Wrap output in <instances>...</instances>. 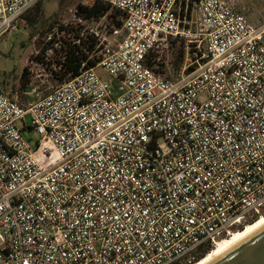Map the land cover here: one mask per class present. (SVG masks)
<instances>
[{
    "label": "built area",
    "instance_id": "1",
    "mask_svg": "<svg viewBox=\"0 0 264 264\" xmlns=\"http://www.w3.org/2000/svg\"><path fill=\"white\" fill-rule=\"evenodd\" d=\"M37 1L0 0V38ZM104 1L126 35L96 65L28 106L0 85V264H192L264 214L253 0ZM167 36L187 46L175 79L148 64Z\"/></svg>",
    "mask_w": 264,
    "mask_h": 264
},
{
    "label": "rangeland",
    "instance_id": "2",
    "mask_svg": "<svg viewBox=\"0 0 264 264\" xmlns=\"http://www.w3.org/2000/svg\"><path fill=\"white\" fill-rule=\"evenodd\" d=\"M94 1L40 0L39 6L36 2L23 14L17 29L6 32L0 38V85L7 93L28 106L40 95L56 89L68 78L63 77V70L56 62L61 55L60 42L47 48L50 35H63L59 30L62 25L81 26L84 31L108 41L111 47L125 37L123 27L115 26L116 21L123 18L120 12L115 16L104 15L97 18H84L78 14L80 3L91 4ZM41 7L44 14L39 23L34 24L33 20L38 17ZM246 10L255 21L264 20V0L251 1ZM116 29L119 32H115ZM186 50L184 40L167 36L151 52L150 58L156 61L153 68L164 77L177 78L187 56ZM25 68L27 70L24 74ZM98 70L108 76L101 67ZM24 120L26 126L23 119L18 124L31 145L36 147L40 135L30 128L33 125L32 115L26 114Z\"/></svg>",
    "mask_w": 264,
    "mask_h": 264
},
{
    "label": "trees",
    "instance_id": "3",
    "mask_svg": "<svg viewBox=\"0 0 264 264\" xmlns=\"http://www.w3.org/2000/svg\"><path fill=\"white\" fill-rule=\"evenodd\" d=\"M40 5V0L36 3ZM42 8V7H41ZM113 11V12H111ZM121 11L113 8L112 5L104 0H95L93 3H80L78 5V14L84 18H97L104 15L115 16L116 13ZM44 10L40 9L38 17L33 20L34 24H38L40 17L43 16ZM124 22L123 19L117 20L115 26L121 28ZM60 32L63 35L57 37L56 34L50 35L49 43L47 48H51L57 42L61 44V55L57 59V65L63 70V77H72L80 73L83 62H87V66H94L98 63L100 56L98 52L102 49L103 45L100 44L99 36L94 33L84 31L81 26H72L62 25L59 27ZM58 30V31H59ZM156 62L153 58H149L148 64L153 67V63ZM27 68H25L24 74L26 73ZM67 78V79H68ZM260 217H256L251 220L248 224L254 223ZM243 230L244 227L239 228ZM238 229V230H239ZM213 247L211 245L207 246L200 255L193 261L192 264L201 260L206 256ZM190 264V263H189Z\"/></svg>",
    "mask_w": 264,
    "mask_h": 264
},
{
    "label": "water",
    "instance_id": "4",
    "mask_svg": "<svg viewBox=\"0 0 264 264\" xmlns=\"http://www.w3.org/2000/svg\"><path fill=\"white\" fill-rule=\"evenodd\" d=\"M208 264H264V226Z\"/></svg>",
    "mask_w": 264,
    "mask_h": 264
},
{
    "label": "bare ground",
    "instance_id": "5",
    "mask_svg": "<svg viewBox=\"0 0 264 264\" xmlns=\"http://www.w3.org/2000/svg\"><path fill=\"white\" fill-rule=\"evenodd\" d=\"M264 226V214L260 216L254 223L247 224L243 230L234 231L231 235L221 238L216 246L201 260L194 264H208L226 251L231 249L233 246L238 244L243 239L247 238L258 229Z\"/></svg>",
    "mask_w": 264,
    "mask_h": 264
}]
</instances>
